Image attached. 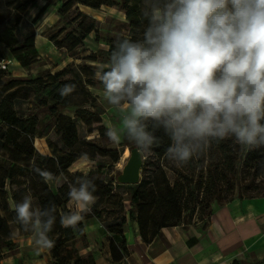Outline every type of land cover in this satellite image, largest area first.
Here are the masks:
<instances>
[{"label": "rangeland", "instance_id": "obj_1", "mask_svg": "<svg viewBox=\"0 0 264 264\" xmlns=\"http://www.w3.org/2000/svg\"><path fill=\"white\" fill-rule=\"evenodd\" d=\"M30 1L32 5L22 16L15 33L20 41L34 35L35 51L23 55L29 69L14 62L7 71L0 72V102L10 100L20 119L33 118L28 134L19 131L7 133V125L0 121V197L5 199L7 205V209L3 210L2 207L0 213L15 232L14 239H19V242L13 241L14 245L10 251H5V256L20 253L19 246H22V258L33 260L45 255L51 258L49 249L39 248L35 244L34 234L25 232L16 221L14 202L19 203L26 194H30L28 188L31 184L41 186L35 168L49 169L48 160L67 151L56 131L60 116L72 119L78 140L92 142L100 149H95L94 161L82 157L72 164L67 173L53 178L51 186L45 182L48 189L56 195L60 187L75 183L78 175L88 176L90 172L97 171L91 179L101 182L112 192L109 199L97 204L99 218L93 217L91 210L82 221L89 242L86 253L90 252L93 257V254H97L109 261L110 244L120 246L121 237L113 235L110 230L119 225L125 240L130 234L141 238L137 218L143 223L148 240L168 233L177 238L190 233L202 234L208 225L213 203L222 205L236 198L264 196V153L256 161H247V151H243L231 138L213 142L199 159H193L183 166H177L166 155L157 157L153 148L150 152L139 150L143 156L140 183L118 185L116 177L127 159L123 160V151L128 146H136L127 139H122L120 143L111 142L107 136H98L96 131L89 135L76 112L83 109L94 112V107H99L104 112L100 118L106 129L118 125V114L103 99V86L96 78V73L107 67L106 59L99 52L109 50L122 33L130 34L132 39L140 38L143 25L140 29L129 27L124 13L116 7L93 10L79 6L81 13L94 20L95 32L70 50L71 40L66 39V35H78L75 26L79 20L71 25V13L66 18L58 14L61 0ZM45 5V12L39 13ZM52 37L61 42V48L51 42ZM90 55L95 56V62L87 61ZM0 58L12 59L10 51L1 44ZM64 69L62 80L71 81V85L76 86L75 91L69 95V107L58 108L56 114H51L48 110L51 102L47 100V95L53 87H47V84L53 81L52 76ZM39 86L41 90L37 93L35 87ZM105 149L120 152L119 162L113 165L108 157L103 156ZM136 192L145 204L140 209L131 202ZM193 198L197 199L199 205L191 215ZM70 204L71 201L67 202L61 210L68 212ZM158 226L167 227L157 231ZM26 237L32 241L30 246L25 244Z\"/></svg>", "mask_w": 264, "mask_h": 264}, {"label": "clouds", "instance_id": "obj_2", "mask_svg": "<svg viewBox=\"0 0 264 264\" xmlns=\"http://www.w3.org/2000/svg\"><path fill=\"white\" fill-rule=\"evenodd\" d=\"M140 20L141 37L118 36L106 70L96 73L119 119L107 128L108 139L150 152L163 129L171 141L165 155L177 166L230 138L242 150L264 148V0H140ZM75 87L64 85L60 95ZM34 170L51 186L50 172ZM95 192L86 175L69 184L62 227L78 228ZM14 211L39 248L54 247V204L41 208L26 194Z\"/></svg>", "mask_w": 264, "mask_h": 264}, {"label": "trees", "instance_id": "obj_3", "mask_svg": "<svg viewBox=\"0 0 264 264\" xmlns=\"http://www.w3.org/2000/svg\"><path fill=\"white\" fill-rule=\"evenodd\" d=\"M32 2L30 0H0V44L10 51L12 59L1 60H13L18 62L24 69L28 70L29 65L23 61V55L26 52H34V35L25 37L22 41L18 40L16 30L21 23L22 16L30 9ZM79 6L87 7L93 10H98L101 7H116L121 10L124 15L129 27L133 29H140L143 25L140 20V0H137L136 4L129 6V0H61V7L58 10V14L61 17H67L70 13L72 14V19L69 24L74 25L76 20H79L78 24L75 26L78 30V35L74 37L72 34H67L66 39L70 41L69 49L76 48L80 43H82L92 32H95L94 20L89 18L87 15H84L79 11ZM46 10V5L43 6L39 13H44ZM147 22L144 21V24ZM51 42L61 48L60 43L57 38L52 37ZM114 48L112 45L109 50L100 51L99 53L106 59V64H108V58L110 56L111 50ZM95 56L90 55L87 58V61L95 62ZM7 71V70H5ZM0 70V72H5ZM65 74V69L58 72L52 76V82L47 84V87H53L51 92L47 95V100L51 102V105L48 106V110L51 114H56L58 108H67L69 107V95L62 97L60 95L59 89L64 85H71V81L62 80V77ZM41 90L40 86L35 87V91L39 93ZM77 117L85 125L86 132L91 135L94 131L97 132V135L100 137H105L106 128L103 126L101 121V116L104 114L103 110L99 107H94V112H89L87 110H77ZM33 118L20 119L16 116V113L13 109V104L10 100L3 99L0 102V121L7 125L8 132L19 131L22 134H28L30 130V121ZM56 131L60 134L61 141L64 143L67 151L64 154H60L55 158L49 159V169L48 171L53 175V178L57 177L60 173H67V170L74 164L78 159L84 157L90 161H94L95 149L99 150L100 148L92 142L80 141L77 138V132L75 124L72 119L66 116H60L56 125ZM156 136L159 137V144L153 145V153L162 158L165 156L166 149L170 145L171 141L169 137L164 133L163 129L157 130L155 132ZM129 150L134 149V147H129ZM125 150V149H124ZM247 151L245 159L250 161H256L261 158L264 153V148ZM124 153V151H123ZM103 156L108 157L111 163L114 165L119 162L121 153L117 150H103ZM97 171L90 172L87 176L89 179L96 175ZM78 178L84 176L78 175ZM41 181V186H36L31 184L28 188V192L37 199L38 204L41 208L49 207L54 204L58 212L56 214V222L52 231L49 233L51 239L54 240V247L49 249L51 259L53 260L52 264H95V259L90 252L85 255L81 253L89 248V242L87 240L86 233L84 231L83 222L78 225L76 230H73L71 227L65 228L61 226L59 210L67 202L70 201L68 196L69 187L68 185L62 186L58 189L57 194L54 195L48 189L44 179L39 175ZM96 185V192L94 195L98 198V202L92 207L93 217L99 218V214L96 211L97 204L103 199H109L112 196L111 190L103 185L101 182H94ZM143 183V182H142ZM175 200V198H173ZM197 199L193 198L192 207L190 210L191 215L194 213L197 204ZM131 202L137 204L140 209L141 205H145L144 202H141L139 194L136 192L131 198ZM201 203V202H199ZM17 202H14V207ZM3 207V210L7 209L6 201L0 197V211ZM211 212V209H210ZM133 213L130 214L132 217ZM178 220V217L177 219ZM139 233L141 240L145 244H149L153 240H148L143 223L138 220ZM172 226H176L173 224ZM167 226H158L157 231L161 228ZM110 232L113 235H120V246L110 244L109 248V262L111 264H120L124 257L127 255L128 250L126 247V240L122 236L121 225L116 228H112ZM13 243V235L11 228L8 223L0 215V264L5 258L6 252L10 251Z\"/></svg>", "mask_w": 264, "mask_h": 264}, {"label": "crops", "instance_id": "obj_4", "mask_svg": "<svg viewBox=\"0 0 264 264\" xmlns=\"http://www.w3.org/2000/svg\"><path fill=\"white\" fill-rule=\"evenodd\" d=\"M11 232L13 241L19 242ZM26 238L25 244L30 246L32 241ZM126 243L128 253L121 264H264V196L213 203L202 234L177 238L168 233L149 244L130 234ZM21 247L20 253L5 256L1 264H51L46 255L22 258ZM93 255L95 264H111Z\"/></svg>", "mask_w": 264, "mask_h": 264}, {"label": "water", "instance_id": "obj_5", "mask_svg": "<svg viewBox=\"0 0 264 264\" xmlns=\"http://www.w3.org/2000/svg\"><path fill=\"white\" fill-rule=\"evenodd\" d=\"M129 155L126 159L121 172L116 177L118 185H137L140 183V172L143 166V156L141 152L134 148L129 150Z\"/></svg>", "mask_w": 264, "mask_h": 264}, {"label": "built area", "instance_id": "obj_6", "mask_svg": "<svg viewBox=\"0 0 264 264\" xmlns=\"http://www.w3.org/2000/svg\"><path fill=\"white\" fill-rule=\"evenodd\" d=\"M15 61L13 60H1L0 61V70H8L10 66L14 64Z\"/></svg>", "mask_w": 264, "mask_h": 264}, {"label": "bare ground", "instance_id": "obj_7", "mask_svg": "<svg viewBox=\"0 0 264 264\" xmlns=\"http://www.w3.org/2000/svg\"><path fill=\"white\" fill-rule=\"evenodd\" d=\"M128 155H129L128 148H125L124 153H123V156H122L123 160H124L125 158H127Z\"/></svg>", "mask_w": 264, "mask_h": 264}]
</instances>
